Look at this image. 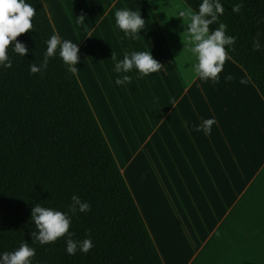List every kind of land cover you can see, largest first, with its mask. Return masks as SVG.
<instances>
[{"label": "crops", "instance_id": "obj_1", "mask_svg": "<svg viewBox=\"0 0 264 264\" xmlns=\"http://www.w3.org/2000/svg\"><path fill=\"white\" fill-rule=\"evenodd\" d=\"M43 1L63 37L54 0ZM77 19L72 36L86 47L91 34ZM165 34L159 48L143 34L137 51L152 50L162 68L137 78L130 103L104 57L100 90L93 84L104 115L89 102L165 264H264V99L230 58L218 83L199 79L189 49H168ZM208 118L211 134L196 131Z\"/></svg>", "mask_w": 264, "mask_h": 264}, {"label": "trees", "instance_id": "obj_2", "mask_svg": "<svg viewBox=\"0 0 264 264\" xmlns=\"http://www.w3.org/2000/svg\"><path fill=\"white\" fill-rule=\"evenodd\" d=\"M182 1L198 11L200 0ZM26 2L36 11L33 30L17 37L27 52L10 45L12 67L0 68V253L27 243L33 264H165L76 72L58 55L42 72H30L57 31L43 0ZM220 3L224 12L210 31L227 25L226 35L235 37L228 57L264 99V0ZM74 194L90 211H69ZM37 204L68 212L72 239L89 238L92 249L69 255L64 238L34 241Z\"/></svg>", "mask_w": 264, "mask_h": 264}, {"label": "clouds", "instance_id": "obj_3", "mask_svg": "<svg viewBox=\"0 0 264 264\" xmlns=\"http://www.w3.org/2000/svg\"><path fill=\"white\" fill-rule=\"evenodd\" d=\"M149 3H152L151 0ZM241 7V3L234 4L232 11L238 13ZM223 12L224 8L220 0H200L198 11L186 9L181 10L178 14L187 24L186 40L190 45L188 46L189 51L196 61L191 65L192 71L199 79L210 80L212 83L219 82V74L223 70L225 61L229 58L226 47L230 50L235 43V37L226 35L227 25L222 22L210 31L209 26L215 24ZM35 15L34 7L26 0H0V68L10 69L12 67L9 58L10 45H12L11 50L21 56L27 52L26 47L17 42V37L33 30ZM114 15L115 26L124 33L125 37L134 41L140 38V33L145 26V19L142 18L140 11L125 7L118 9ZM80 18L83 16L78 17V22ZM46 44L47 48L42 63L39 66L30 65L31 73L35 74L45 70L48 67L49 58L56 55L67 65L69 72L78 71L76 65L81 61L79 44L69 39H61L57 34H53ZM57 49H59L58 52ZM112 59H116L114 52ZM133 68L139 74L137 78H142L160 72L162 65L153 57L152 50L130 53L125 51L123 59L114 65L115 72L124 73L122 77L115 79V84L121 86L130 82L131 76L127 73L131 72ZM225 79L231 80L232 77L226 76ZM215 122V118L203 119L202 124L195 130L210 135ZM185 126H187L186 122ZM71 201L69 211L73 215L77 212L90 211V204L82 200L79 195L74 194ZM31 220L37 229L32 233L33 240L38 241L41 245L64 238L66 252L69 255H74L78 249L83 253H88L93 247L89 238L82 241L72 239L74 233L70 231L72 220L68 212L37 204L32 208ZM35 254L34 248L29 247L27 243H21L14 251L0 253V264H33L32 258Z\"/></svg>", "mask_w": 264, "mask_h": 264}, {"label": "rangeland", "instance_id": "obj_4", "mask_svg": "<svg viewBox=\"0 0 264 264\" xmlns=\"http://www.w3.org/2000/svg\"><path fill=\"white\" fill-rule=\"evenodd\" d=\"M114 1L116 3L121 2L125 4V0H73V9L69 0H54L55 8L62 18L63 23V18H65L66 21V23H62L63 29L66 33L63 34V37L61 38L69 39L72 42L79 44L81 61L76 65V67L78 66L76 74L97 114L102 116L104 115L103 110L101 109L97 97L99 94L97 90H100V67L98 61L101 62L102 57L108 61L110 71H108L107 76L110 75L111 77L114 75L115 77L118 75L119 77H122L124 73L115 72L114 65L117 61L123 59L125 51L130 53L132 51H137L138 48H142L144 33L146 34L147 39H150L153 46L156 48H159L158 45L160 44L157 38L158 34L166 35L165 33L171 36V40L173 39V44L172 41L170 43V40H167L168 44L165 46H167L168 49L171 50L175 47H182L186 50L189 49L188 46H190L186 40L188 35L187 24L184 22V19L178 15L181 10L186 9L182 6L183 4H180L181 2L179 0H151L152 3H149V0H139L148 16L137 0H129V5L131 6L130 9L140 11L142 18L145 19L144 29L140 33L141 36L135 41L125 37L124 33L115 26L114 14L118 9H122V7L120 5L117 7L114 6L115 8L110 11V5H112ZM125 7H127L126 4ZM105 12H108V15H105ZM81 16H83V18H80L79 20H82L84 24H86L85 26H81L80 33L82 35L91 34V41L86 47L84 45L85 40L83 37L72 36V31H77V28L73 29L75 21L77 17ZM87 18L89 21L88 23L85 22V19ZM71 26L73 27L72 29L70 28ZM113 52L116 57L115 60L112 59ZM95 63L99 67V70ZM167 64H169V62H167ZM91 75L93 76V79ZM127 75L131 76L130 82L121 85L120 88L124 95L128 97L127 99L130 103L131 90L133 85H136L137 81L136 69L133 68L131 72L127 73ZM93 84L97 85V90L94 88ZM95 93H97V96ZM102 116L101 118H103Z\"/></svg>", "mask_w": 264, "mask_h": 264}, {"label": "bare ground", "instance_id": "obj_5", "mask_svg": "<svg viewBox=\"0 0 264 264\" xmlns=\"http://www.w3.org/2000/svg\"><path fill=\"white\" fill-rule=\"evenodd\" d=\"M78 67V66H77ZM84 84V83H83Z\"/></svg>", "mask_w": 264, "mask_h": 264}]
</instances>
